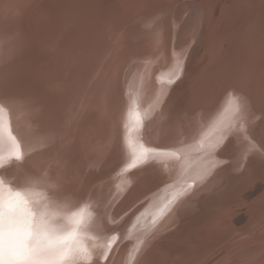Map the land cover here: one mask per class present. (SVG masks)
<instances>
[{
	"label": "rangeland",
	"instance_id": "1",
	"mask_svg": "<svg viewBox=\"0 0 264 264\" xmlns=\"http://www.w3.org/2000/svg\"><path fill=\"white\" fill-rule=\"evenodd\" d=\"M31 1L33 0H0V22H3L2 24L0 23V26L2 25V27H5L9 24L11 25L13 24L12 22H14L13 19H15L16 22L19 21L18 18L21 19L19 22H22L23 19L25 24L35 23V20L41 16L39 14L41 12L39 11L43 10V13H45L46 6H51V9H47V14L45 13L46 17L49 19L48 23L52 22L53 29H59L61 27V22L68 20V24L71 26L68 29L67 36L69 37L71 43L67 48L66 53L68 63L65 66H60V63L56 65V62H54L55 64L53 63L52 65H49L48 68L46 65L40 66L38 58V64L31 66V64L26 61L22 63L20 68H17L22 72L17 70L18 72L16 71L14 73L15 75L13 74L14 77L12 76V80L14 81H12V84L9 85H13V89H8L10 91L12 90L16 95H18V92H22L26 95V97H23L25 99L18 98V102L19 105L23 107L27 118L30 119L32 132H30L27 125L24 124L23 117L18 114L19 108H13L12 110V112H14L17 117V119H15L17 124L16 128L23 137V140L26 142L25 145L27 150L29 149L27 157L32 156L35 152V150L30 151V146L35 144L33 145V148L34 146L36 147V152H38L39 156V159H37L35 162V164H37L39 167L38 169H45L48 167V165L51 168L53 166H59V170L56 169L55 171H57L59 177L61 176V178L66 181H74V178H83L82 180L84 181L85 185L95 186L98 182L102 181L105 175H98L102 171H96V174L94 173L88 176L89 173L87 171L98 165L102 166L103 169L106 168L108 170H111L114 167L112 173L106 176L107 178L111 177L110 188L104 192V197L99 196L97 198L99 205L105 208L102 209L104 214L107 206L111 204V201H113L117 194L121 191L124 192V196L117 201L115 207L112 209V212H116V209L120 211L121 208L118 209V206L122 202L124 205V201L125 204L130 202L125 207L130 205L133 202V192L138 193L141 190L154 189V186L159 181H168V179L165 178L168 174L166 173L167 169L165 167L159 169L156 167V165L151 166V163L145 164L143 162L138 164L136 167H133L136 170L137 168L141 167L138 169L141 172L138 170L134 171L133 168L129 169L127 167L128 165L123 168L125 170L123 174L129 173L132 176L135 175L133 181L130 183L125 182V180L121 182V184L124 185V188L126 187L125 190H120L119 183L116 180L118 178L116 177L114 179V176H122V174H120L121 171L119 167L120 163L122 162L120 160H126L124 158L125 154L133 153L132 149L135 148L136 150H139L141 147L139 145L149 146L152 143H156V145L159 146H168V142H170L169 140H172V144L176 145L179 138L181 139L183 136L181 137V135H177V137L175 135L179 133L182 134V131H185V129L188 130V127L183 130L180 129V125H177L180 124V122L183 123V117L186 118L188 113H194L193 118H190L191 123L200 122L198 119L194 121L195 115L199 116L205 114L206 112L209 113L211 109L213 110L221 107L222 102H225V104L227 103L226 106L230 105V107H233L234 105L235 107H238L240 104L243 107L246 106L245 109L247 110L249 105L248 103H250L249 100L252 99V97H255V100L252 102L256 107L259 108L261 114L257 117V119L253 118V122H258L256 125V134L258 135L257 140L261 144H264V140L259 138V135L261 132H263L260 126L264 118V85H262L264 81L262 78H260V75H264V19L262 18L264 11V0H223V2L222 0H72L73 2L71 0H50V2L47 0L51 5L47 2L46 3L50 6L45 5L46 3L44 1L46 0H37L40 2L38 3L36 1V5L33 3L35 6L30 3ZM41 3L42 5L40 9L37 5H40ZM70 4H76L74 6L71 5V13L68 10ZM203 4L207 5V11H202L201 5ZM22 5L30 8L28 9L27 7H22ZM32 5L34 7H31ZM42 6L44 7L43 9ZM19 7H21V9L23 8V11L18 9ZM37 7L40 10L37 9ZM193 7L196 10L201 7L199 14L205 13V15H207L204 21L193 19V26L195 28L192 30L194 33L189 26L190 20H188L191 17V8ZM35 8L37 12L35 11ZM175 8H178L177 13H179V11L180 13L182 12L179 18H177L178 16L176 15V12L174 13ZM15 10L16 12H14ZM19 10L20 14H15ZM32 10H34L33 13L31 12ZM56 10L58 14L56 13ZM147 12L151 14L154 13V15H152L154 17L152 19L150 30L155 29L158 24V27L156 28L158 31V39H163L165 45L164 52L161 54L162 56L157 59V61L162 59V65L158 64L157 62L152 64L153 68H151L150 72L155 74L154 81L156 80V75L160 74V71L161 73H167L164 74V77L167 79V81L165 80L163 84L157 88V90L155 89L156 91L154 90L153 85L151 88L149 87V89L145 83L139 82L140 84L138 86L140 87L134 89L132 88L133 90H130L132 94L131 96L129 90L126 91L127 86L125 85L126 83H124L126 78L125 74H127V70L129 72L132 66V50H135L137 46L136 43L131 41V38L134 39L137 27L140 25L142 18L147 14ZM36 13L39 14H37L39 17H37ZM43 13L42 16L44 15ZM27 14L31 16L32 19ZM70 14L71 16H68L69 19H67V15ZM175 18L179 19V24L177 25L174 24V20H176ZM26 19L28 20V23ZM31 21L33 22L31 23ZM196 23L198 25H196ZM255 27L260 31L255 35L257 43L253 39L255 46L251 51L261 59L256 60L255 65L252 67L250 66V60H247V55L241 57V54L244 51L243 49L241 50V46L243 48L242 40L246 35H248L247 31H252L253 29V32H255ZM31 29L34 30L35 28ZM141 29H145L146 31L149 28L142 26ZM165 30L169 34L172 31H175L174 35H172V39L164 38L163 32H165ZM199 31H202L200 34H202L203 40L197 39ZM132 34H134V36ZM36 39L38 40V38ZM174 41H176L178 45L173 43ZM31 48L34 50L33 46ZM43 49L47 50L45 47H43L42 50ZM171 49H173L174 52H172ZM178 49V54L180 55L177 57L175 51H178ZM205 51L206 53H204ZM0 53H2V51H0ZM231 54L233 57H231ZM2 56L3 55L0 54V58ZM36 58L37 57H33V59ZM230 58L233 61H229ZM209 60H212V62ZM7 63H5V65ZM180 63H182L181 67L179 66ZM3 66L4 64L0 65V68ZM161 66L162 69H160ZM249 66L252 68L250 69ZM51 67L53 69H51ZM55 67H58L59 69L57 74L55 73L57 70ZM128 67L129 69H127ZM125 69H127L126 73ZM47 71H49V73H47ZM40 72H43V80H45V83L48 82L45 84L46 86L43 87L46 91H41L42 98L40 97L41 100H44V96H50L48 99L49 102L45 99L46 102H48L47 111L52 112L51 114L48 113L47 116V112L44 114L41 109L42 105L40 106V104H36V102H38V98H35L34 94V90L41 88V86L36 85L38 84L37 81L41 82V79L39 78ZM206 73L208 74L206 76L207 83L203 77L206 75ZM48 74H50L51 78ZM210 74L211 76L209 77ZM15 76L17 77L15 78ZM47 79L50 80L48 81ZM143 79H145V76H143ZM43 80L42 84H44ZM145 81L148 82V79L146 78ZM96 82L100 86L99 92L101 93L99 94H102L100 95V97L102 96L100 101L103 100L101 105L100 102H97L93 99L92 84H95ZM34 84L37 88L33 86ZM255 84L257 89L255 96L253 95L250 97V99H248L249 97L246 98L245 91L249 89V85ZM30 86L33 87V90H30L32 89ZM191 86H195L193 88L195 90L197 89L196 92ZM176 87L178 91L181 90L180 93L184 94L176 95ZM232 87L235 89H232ZM23 88L26 90L24 91ZM101 88L104 93L101 91ZM148 89L150 92L155 91V95H157L155 99L159 109V113H156V115L153 116V119H150L151 121H149V123L146 117L141 119V117L135 114L136 108L142 104L144 93L148 91ZM60 90L64 92L63 96L61 95L62 91ZM209 91H211L212 94L208 95L207 92ZM127 92H129V94ZM108 93L109 97L107 96ZM37 95L39 96L40 94L37 93ZM59 95H61V97ZM29 99H31V101ZM178 99L180 103L178 104L177 112H180L174 113ZM27 101L30 103L33 102V104H28ZM225 104L222 106H225ZM14 110L17 111L15 112ZM30 110H33L34 112L32 111L31 113ZM216 111H212L209 114H214ZM223 112L224 109L219 112L218 120L220 116H222ZM185 121L186 119L184 122ZM41 122H44L43 125H41ZM76 122L78 123L77 125ZM253 122L251 123L254 124ZM147 124H149V127ZM141 125H143V129ZM178 127L180 128L178 129ZM237 127L239 130H241V127L242 129L245 128V126L241 124H238ZM215 129L216 127H214V130L213 128H210L209 133L205 131V134L202 137L206 138L208 135L207 138H212V140L215 138L216 140L214 139V141L216 142L213 144L214 147L213 145L211 147V149H215L211 150L210 148H207L199 152V156L196 158V160L201 162H204L203 160L208 158V160H206L208 161L207 164H205L204 167L195 174H193L192 171H186V173L183 172V175L178 177V181L176 183L167 186L165 189H162V191L160 189L154 191V194L151 195L150 199L146 202L147 205H158L153 207L155 209L163 205L162 203L164 202L160 203V201L166 197L165 202L171 201V203L175 205L172 207L165 206L164 209H166V217L165 220H162V225L159 227L161 230L152 236V238L147 241L148 243L145 246L142 244L137 247L139 240H136L135 242V240L130 238V233L126 234L128 230L126 225L123 226V221H126V218H123L122 222L118 224L117 222L113 223L112 219H109L108 214L104 216L103 224L101 226L102 235H104V232L109 231L113 232L111 236H116V234H119L120 236L115 237V239L118 240L116 245L118 243L119 244L116 247L113 260L107 263L113 251L112 250L110 252L109 249L108 253H106L105 256L101 258L99 264H161V261L149 259L152 253L156 252L157 254L159 251L158 249L162 251L168 250L170 248L173 249V246L175 245L184 246V236L187 233H190L192 228L199 229L200 226L211 220L212 217L216 215L221 209L225 208L230 203V201L233 202V197H235L234 195L238 193L240 189H243L244 185L240 187L235 186V189L232 191H226L225 187L229 188L227 184L230 186V184L233 182L232 177L236 175L240 174L239 176L241 178H238L242 179L243 181L245 178L244 182L251 180L250 184L247 185L251 186H245L244 191L237 194L242 196V198H245L246 202L241 211L253 213L258 210V208H254L253 206L258 201L264 200V176L261 177V175L264 173V169L263 171L260 170L261 165L264 163V159L252 160L254 163L252 167L256 169L254 171L252 170V172L254 175L256 172H260L261 175L258 174V176H252L250 178L248 176L249 174L247 173L249 171L247 166H245L246 168L243 167L244 165H247L245 163L247 162L249 155L246 154L247 156L245 157V154H242L243 156H240L239 154V152L242 150L245 152V150L248 149L245 148V136L237 135V133H235L233 135L231 134L230 137H227L225 136V133L228 132H225L223 135L224 137L220 138L219 135L222 136V134L218 133L219 131L216 132ZM118 130L126 132L128 146L125 151L119 149V138L117 137L116 133ZM150 131L153 132L149 133ZM163 133L166 135L164 136ZM156 134L158 135L156 136ZM66 135L68 136L66 137ZM148 135L150 136V140L148 139ZM164 139H166V141ZM218 140L222 142V145ZM132 142L134 146L132 145ZM243 145L245 149L243 148ZM218 146L220 148H218ZM50 148L52 150L48 153ZM56 149L58 151H56ZM194 153H192V155ZM214 153L218 154L215 155ZM258 153L261 154L260 151H258ZM61 154L62 161L61 158H59ZM215 156L218 157L216 160H214L216 158ZM212 157L213 163L217 162L218 166L216 163H212ZM218 159L219 162H221L219 164L222 165L220 167L217 161ZM63 160H65L66 163L64 166H62L64 162ZM129 160H131V158ZM12 163H14V161H12ZM76 163L77 168L74 165ZM113 163H118L119 165L116 166V164H114L112 167L111 164ZM45 164L47 166H45ZM213 165L218 169H216L217 171H215ZM50 167L49 169L47 168L45 170L50 171ZM13 170L14 168H12V171ZM241 174L245 175L244 178L241 176ZM50 176L45 178L51 182H55L56 180L54 178H50ZM246 176L250 179H246ZM58 191L62 192L60 190ZM130 191H132V193L128 194ZM169 193H171V195L175 194L173 195L174 200ZM106 197H108V202L105 201ZM170 197L173 201L170 199ZM99 199L102 200V202H99ZM151 200L152 202H156L152 203ZM157 200L160 201L157 202ZM189 201L191 203H189ZM140 203L139 205L137 204L138 206H135L132 211L144 203V199L143 202L141 204ZM146 204L140 207V209H143ZM187 204L188 206H186ZM179 206L181 208L184 206L186 207L181 211H175ZM257 206L259 205L257 204ZM180 207L179 209H181ZM170 213H174L176 216L171 215L173 216L171 219V216L169 217ZM218 215L219 214H217L216 217H218ZM249 215L250 214H248L246 217V215L243 214L242 216L246 217L245 219H235L237 216L233 218L235 220L230 218L229 221L224 222L221 226L216 227L215 230H213L208 236L207 234L203 235V239H200L197 242L206 243L210 240H228L232 236L234 237L242 235L248 238L245 240V242L238 244L236 246L237 248L243 247L245 244L255 245V248L247 251L243 254V256L241 255L242 257L240 258H242V261L244 258L246 259L248 256H251L252 254H255L261 250H263L264 254V217H262L264 214L254 217L252 220L248 221ZM144 217L145 214L141 216V218ZM254 220L257 221L254 222ZM197 223L199 226H197ZM178 232L180 235H178ZM185 240L188 241L193 239L186 238ZM142 249L143 251H141ZM168 255L171 256V253L166 254L165 256ZM210 262H213V260ZM221 262L219 261L218 264H221Z\"/></svg>",
	"mask_w": 264,
	"mask_h": 264
},
{
	"label": "bare ground",
	"instance_id": "2",
	"mask_svg": "<svg viewBox=\"0 0 264 264\" xmlns=\"http://www.w3.org/2000/svg\"><path fill=\"white\" fill-rule=\"evenodd\" d=\"M36 1L37 0H35V2H34V0H33L30 3H32V4L34 3L36 5ZM40 1H42V0H40ZM48 1L50 2V0H48ZM48 1L46 0L44 2L48 3ZM222 2H223V0H222ZM47 3L45 5L50 4V3H48V4ZM33 5L31 7L35 6V5L34 6ZM41 5H42V3L40 5H37V6H39V8H40ZM50 5H48V6H50ZM71 5H73V4L69 5L70 6L69 9H68L69 11H70V9L72 7ZM74 5H76V4H74ZM23 6L24 5H22V7ZM28 6H29V4H28ZM50 7L46 6L45 13H46V11L48 12V10L51 9ZM201 7H202V11H207V5L203 4V5H201ZM263 7H262V9H263ZM39 8L37 7V9H39ZM43 8L44 7L42 6V9ZM200 8H198L197 10L194 7L191 8V17L188 19V20H190V23H189L190 25L189 26H190L191 30L195 28L193 26V19L194 20L198 19V20H202V21H204L206 19L207 15H205V13H200L199 14ZM18 9H21V7H19ZM21 10L23 11V8ZM57 10H56V13H57ZM177 10H178V8H175L174 13L176 12V15L178 16L177 18H179V16H181L182 12L180 13V11H179V13H177ZM35 11H36V8H35ZM14 12H16V10ZM19 12H20V10L17 11V13H15V14H20ZM25 12H26V10H25ZM31 12L33 13L34 10H32ZM39 12H41V13H39ZM39 12L38 13L41 16L39 17L38 16L39 14L36 13V15L38 14L37 17H39V18H37V20H35V23H32L33 21H31L32 24H30V23H28V20L26 19L28 24H25L23 19H22V22H19V21H21V19L18 18L19 21L15 22V19H13L14 20V22H12L13 24H11V25L9 24L8 26H5L6 28L2 27V25L0 26V51H2V53H0V54L3 55L0 58V65L4 64V66L0 68V109H2V111H0V117L3 118V133H2L3 134V146L2 147H3L4 156H5V163L2 166H0V177H4L5 179L13 181L17 185H20L26 179H29V178H41V177H44V178L46 177L47 178V177H49L51 175L52 177L50 176V178H54L56 180L54 183L58 186V190L62 191V192H59L57 190V192L54 193V195H56L57 197H61L62 198L64 196H70V197H72L73 202L75 204H79L80 202L85 201V200H91L94 203V205H95V211L97 213V225H98L97 231L99 232L100 236L102 237V239L104 241L102 247L94 252L93 259H92V264H99L101 258H103L105 256V254L108 253L109 249H110V252L112 250L113 251H112V254H111L110 258L108 259L107 263L112 261L114 256H115L116 247L119 244L118 243L116 245V242L118 240L115 239L116 236L117 237L120 236L119 234H116V236H111L113 232H109L108 231V232H104L103 233L104 235H102L101 226L103 224V219H104V216H106V214L109 215V219H112L113 223L117 222L119 224L120 222H122L123 218H126V221H123L124 222L123 226L126 225V228L128 230V232L126 234L130 233L131 234L130 238L135 240V242H136V240H139V244H138L137 247H139L142 244L145 246L148 243L147 241L150 238H152V236H154L159 230H161L159 227L162 225V220H165V217H166L165 216L166 209H164L165 206L172 207L175 204L173 205V203H171V201L170 202H165V200H166V197H165V199H162V200L160 199L161 201L159 200L160 203L164 202V203H162L163 205L161 204L162 206L154 209L153 207L155 206V204H154V206H152L153 204H151V205L148 204L147 205L146 202L150 199L151 195L154 194L153 193L154 191L159 190V189L162 191V189H165L167 186H169V185H171L173 183H176L178 181V177L183 175V172L186 173V171H188V172L192 171V173L195 174L201 168H203L205 164H207L208 161H206V160H208V158H206V160H203L204 162L198 161V160H196V158L199 156V152H201V151H203V150H205L207 148L211 149L212 145L216 142V141H214L215 138L213 140H212V138H209V137L207 138L208 135L206 136V138H202L204 136V134H205V131H207L209 133L210 128H213V130H214V127H216L217 130L215 129V131L216 132L219 131L218 133L222 134V136L219 135L220 138L224 137L223 135H224L225 132H228V133H225V136H227V137H230L231 134L233 135L235 133H237V135H244L245 136L244 142H246V144H245L246 147L245 148H248L247 149L248 153H247V150H245V152H244V150H242V147H241L242 151L239 152V154H240V156H243L245 154L244 155L245 157L247 156L246 154H248L249 158H248L247 162L245 163L247 165H244L243 167L247 166V169L249 170L247 173L249 174L248 176L250 178L252 176H254V177L258 176V174L261 175L260 172H256L255 175L252 172V170L253 171L256 170L255 168L252 167V165L254 164L252 162V160H258V159L262 160V159H264V144L263 143L261 144L257 140L258 135L256 134V125L258 124V122L257 123H255V121L253 122V118L257 119V117L261 114L259 108L256 107L253 104V102H252L253 100H255V97H252V96L253 95L255 96V94L257 92L256 84L255 85H249V89L245 91L246 98L249 97L248 99H250V97H252V99L249 100L250 103H248L249 105H248L247 110L245 109L246 106L243 107L240 104L238 105V107L237 106L235 107V105L233 107H230V105L226 106L227 103L225 104V102H222L221 103V107L222 108L219 107L217 109H213V110L211 109L210 110V112H212V111L214 112V111L217 110L214 114H209L210 112L209 113L206 112L205 114H202V115H199V116L195 115L196 118L194 116V121H196L198 119L200 122H194V123H191V119H190V118H193L194 113H191V114L188 113L186 118L183 117V119L184 120L186 119V121L184 122V120L182 119L183 123L180 122V124L177 125V126L180 125V127H181V128L178 127V129L180 128V129L184 130L186 127H188V130L185 129V131H182V134L179 133V134L175 135V136H177V135L180 136L181 135V137L183 136L181 139L179 138V140L177 141L178 143L176 145L172 144V140H169L170 142H168L169 143L168 146H159V145H156V143H152V144L149 143L150 144L149 146H145L144 145L145 148L153 149V151L149 152V154H148L149 158L147 159V161H145L143 163H145V164L151 163V166H155L156 165V167L159 168V169H162L163 167H165L167 169L166 173H168L165 178H167L168 181H159L154 186V189L141 190L138 193H134L133 192V195H134V196L132 195L133 202L130 205H128L127 207H125V206L127 204H129L130 202H127L125 204V201H124V205H123V202H122L118 206V209L121 208L120 211H118L116 209V212H112V209L115 207L117 201L121 197L124 196V194H123L124 192H122V191L117 194L116 198L113 201L110 200L111 204H109L107 206L105 214L102 211V209H105V208L103 206L99 205V203L97 202V198L99 196L104 197L103 196L104 192L110 188V185H111L110 178L111 177L107 178L106 176H108V175H110L112 173V170H114L113 166L116 163L111 164V166L113 167L111 170H108L106 168L103 169L102 166L98 165V166L92 167L91 169H89L87 171L89 173L88 176H90L91 174H94L96 171H102L98 175H101V174L105 175L104 178L102 179V181L98 182L95 186H87V185H85L84 181L82 180L83 179L82 177H84L83 175H81L82 179L74 178V181H72V180H70V181L64 180L63 178H61V176L59 177V175L57 174V171H55L56 169L59 170V168H60L59 166L58 167L53 166L51 168L48 165L47 168L48 169H49V167L51 168L50 171L47 170L48 172L45 170V169H47L45 167H44L45 169H43V168L42 169H38L39 167H38L37 164H35V162L37 161V159H39V156H38V152H36V147L34 146V148H33V145H35V144L30 146V148H31L30 151L35 150V152L33 153L32 156L27 157V154L29 153V149L27 150L26 145H25L26 142L23 140V137L21 136L20 132H18V130L16 128L17 124H16L15 119H17V117H16V114L14 112H12L13 108H19L18 109V111H19L18 114L23 117L24 124H26L27 127H28V130L30 132H32L30 119L27 118V116L25 115L26 113L23 110V107L20 106L19 102H18V98L20 99V98L26 97V95L23 94L22 92L21 93L18 92V95H16L15 93H13L12 90L10 91L8 88L11 89L12 86H13V85L12 86H9V85H11L12 81H14V80H12V78L15 75L14 73L17 70L21 71L20 69H17V68H20L22 66V63H24L26 61H28L31 64V66H32V65L38 64L37 63V59L39 58L40 66L41 65H46L47 68H48V66L52 65L54 62H56V65L60 63L61 64L60 66H62V65L65 66L68 63V58H67V53H66L67 52V48H68V45L71 43L70 40H69V37L67 36L68 29L71 26L70 24H68V20L67 19H69L68 16H71V14L67 15V19H66L67 21H62L61 22V27L59 29H53L52 22L48 23L49 19L46 17L45 13H43L44 11L40 10ZM71 12H72V10L70 11V13ZM42 13L44 14L43 16H42ZM260 14H261V11H260ZM31 15H33V14H31ZM152 15H154V13L151 14V13L147 12V14L144 15V17L142 18V21H141L140 25H138V27H137L136 35L134 36V34H132L134 36V39L131 38V41L133 43H136L137 46H136L135 50H132V54H131V57H132L131 64H132V66H131L129 72L127 70V69H129V67L127 69H125V73H126V70H127V74H125L126 78L124 76V78H125V80H124L125 82L124 83H126L125 85L127 86V90L126 91L129 90V92H130V90L132 88L134 89V88L140 87V86H138L140 83H145L147 88H149V87L151 88L152 85H153L154 90L155 89L157 90V88L160 85H162L165 80L167 81V79L164 77V74H167V73H161V71H160V74L156 75V80L154 81L155 74H152V72H150L151 68H153L152 64H155L157 62L158 64L162 65L161 64V60L162 59H160L159 61H157V59L162 56L161 54L164 52V49H165V45H164L163 39H161V40L158 39V34H157L158 31L156 30V28L158 27V24H157L155 29H151L150 30L151 25H152V19L154 17ZM262 16H263L262 18L264 19V11H263ZM29 17L31 18V16H29ZM13 18H14V16H13ZM177 18H175L176 20H174V24L175 25L179 24V19H177ZM71 19H72V17H71ZM0 23L2 24L3 22H0ZM196 25H198V24L196 23ZM223 25H224V23H223ZM142 26L143 27H148L149 29H147L145 31V29H141ZM31 28H35V29L33 30ZM163 28H164V26H163ZM259 31L260 30L256 29V27H255V32H253V29H252V31H247L248 35H246L244 37V39L242 40L243 48L241 46V50L242 49L244 50L243 51L244 55L242 53L241 57L247 55L248 56L247 60H250V66H252V67L255 65V61L256 60H260L261 59V58H258V56L251 51L252 48L255 46V44L253 42V39L257 43V40L255 39L256 38L255 35ZM172 32L169 34L165 30V32H163L164 38L165 39H172V35H174L175 31L173 32V34H172ZM201 32L202 31H199V33H198V37H197L198 40L202 39V34H200ZM193 33H194V31H193ZM36 38H38V40ZM173 43L178 45L176 43V41H174ZM173 43H172V45H173ZM201 44H202V42H201ZM32 46L34 47V50L31 48ZM256 46H257V44H256ZM43 47H45L47 50H45V49L42 50ZM171 50H172V52H174L173 49H171ZM174 50H175V47H174ZM206 51H208V50H206ZM206 51L204 53H206ZM34 53H36V54H34ZM175 53H176V55L178 57L180 55V54H178L179 53V49H178V51H175ZM202 53H203V51H202ZM33 57H37V58L33 59ZM231 57H233L232 54H231ZM209 61L212 62V60H209ZM229 61H233V60L230 58ZM5 63H7V64L5 65ZM181 65H182V63L179 64L180 67H181ZM250 66H249V68L251 69L252 67H250ZM51 69H53V68L51 67ZM56 69L57 70H56L55 73L57 74V71L59 69H58V67ZM160 69H162V66L160 67ZM222 70H223V68H222ZM49 71H47V73H49ZM19 74H20V72H19ZM48 75L50 77V74H48ZM207 75L208 74L206 73V75L203 76L205 78V82H206V76ZM143 76H145V79L146 78L148 79V82L145 81V79H143ZM210 76H211V74L209 75V77ZM16 77L17 76H15V78ZM199 77H198V79L200 80ZM203 77H202V79H203ZM39 78L41 79V82L37 81L38 84H36V85L41 86V88H39L37 90H34L35 98L36 97L38 98V102H36V104H40V106L42 105L41 109H42L44 114H45V112H47V114H46V116H47L48 113L49 114L52 113L51 111H47L48 110V105L47 104L49 102L48 99L50 98V96H44L45 99L48 100V102H46V100L44 98H43L44 100H41L40 97L42 95L41 91L42 92L46 91V90H44L43 87H45L46 86L45 84H47L48 82L45 83V80H43V72H40V77ZM260 78H262L263 81H264V75L263 76L260 75ZM42 80L44 81L43 82L44 84H42ZM47 80L49 81L50 79H47ZM205 82H203V83H205ZM151 83H153V84H151ZM198 83H200V82H198ZM167 85H169V84H167ZM233 85H234V83H233ZM262 85H264V82H263ZM33 86H35V84ZM195 86H193V87H195ZM193 87H192V89H194ZM27 88H29V87H27ZM30 88H32L30 90H33L32 86H30ZM233 88L234 87H232V89ZM149 89H148V91H146L144 93L142 104L139 105L136 108V113H135V114H137V116L141 117V119L146 117V119L148 120V123H149V121H151L153 119V116L156 115V113H159V109H158L157 102H156V99H155V97L157 96V95H155V91L156 90L150 92ZM176 89H177V87H176ZM25 90L26 89H24V91ZM99 90H100V86L98 85L97 82L95 84H92L93 99L95 101H97V102H100V105H101V103H103V100L100 101V98L102 97V96L100 97V95H102V94H99V93H101V92H99ZM196 90H195V92H196ZM60 91H62V90H60ZM101 91H102V88H101ZM134 91H136V90H134ZM129 92H127V93L129 94ZM180 92H181V90L178 91V89H177L176 90V95H179V94L183 95L184 94V93H180ZM184 92H185V90H184ZM37 93H39L40 95L38 96ZM53 93H55V92H53ZM59 94H61V93H59ZM63 94H64V92L62 91L61 95L63 96ZM130 94H131V92H130ZM207 94L210 95V94H212V92L209 91V92H207ZM61 95H59V96L61 97ZM107 96L109 97V93L107 94ZM131 96H132V94H131ZM60 97H58V98H60ZM108 97H106V98H108ZM28 98H30V97H28ZM23 99H25V98H23ZM179 99L177 101V104H176L177 106H176V108L174 110V113H179L180 112V111L177 112L178 104L180 103ZM29 100L31 101V99H29ZM70 100H72V99H70ZM74 100H77V99H74ZM27 103L29 104L30 102L27 101ZM45 103H46V105H45ZM30 104H33V102L30 103ZM224 104H225V106H222ZM21 107H22V109H21ZM78 109H79V106H78ZM222 109H224V112H223L222 116H220V118L218 120V114H219V112ZM14 111L16 112L17 110H14ZM32 111L30 110L31 113H32ZM168 116H170V115H168ZM188 116H189V118H188ZM139 117H138V119H139ZM174 117H176V116H174ZM19 120H22V119H19ZM217 120H218V122H217ZM216 122H217V124H216ZM251 122H253L254 124H252ZM43 123L44 122H41V125H43ZM77 124L78 123L76 122V125ZM238 124H241V125L245 126V128L247 127L246 130H245V128H243L244 129L243 130L242 127H241L242 131L239 130L238 127H237ZM147 125L149 127V124H147ZM259 125H260V122H259ZM75 126H74V128H75ZM141 126H142V129H143V125H141ZM145 127H146V125H145ZM165 127H166V124H165ZM260 128H261V130H263V132H261V134L259 135V138L261 140H264V118H263V120L261 122ZM147 129H145V130H147ZM9 132L11 133L12 137H15V141H13L10 138ZM137 132H138V130H137ZM151 132H153V131H150L149 133H151ZM155 132H156V130H155ZM241 132L244 133V134H242ZM116 133H117V137L119 138V141H118L119 149L122 150V151H125L127 149V146H128V139L126 137V132L122 131V130H118V131H116ZM164 133H163V135L165 136L166 134H164ZM211 133H213V132H211ZM152 134H149V135H152ZM149 135H148V139L150 140V138H149L150 136ZM157 135L158 134H156V136ZM67 136L68 135H66V137ZM144 136H145V134H144ZM199 137H201V138H199ZM26 140H28V139H26ZM164 140L166 141V139H164ZM219 142H221V141H219ZM244 142H243V144H244ZM15 143L19 144L20 151L22 153V158L19 159V160H16L14 158L13 159H8L7 158V154L11 150V146L13 144H15ZM141 144H143V143H141ZM220 144L222 145V142ZM223 144H224V142H223ZM132 145H133V142H132ZM63 146H64V144H63ZM139 146H141V145H139ZM219 146H218V148L221 147V146L220 147ZM49 147H51V146H49ZM60 147H62V146H60ZM137 147H138V145H137ZM213 147H214V145H213ZM56 148H59V147H56ZM243 148H244V145H243ZM213 149H215V148H213ZM213 149H211V150H213ZM51 150L52 149L50 148L48 153ZM60 150H61V148H60ZM220 150H219V152H220ZM56 151H58V150L56 149ZM56 151H55V153H56ZM258 151H260L261 154H259ZM194 152H197V153H194ZM192 153H194V154L192 155ZM218 153H216V154L214 153V154L217 155ZM42 154H44V153H42ZM213 157L211 159L212 163H213ZM59 158H61V161H62V154H61V156ZM124 158L126 160H120V161H122L120 163V165L118 164L119 162L116 164V166L119 165L120 171H121L120 174H122V176H119V177L118 176H114V179L116 177L118 178L116 180L119 183L120 190H122V189L125 190V188H126V187L124 188V185L121 184V182L123 180H125V182L130 183L131 181H133V178L135 176V175L132 176L129 173L123 174L125 172V170L123 168H125L128 164L131 163V160L133 159V153L125 154ZM130 158H131V160H129ZM217 158L218 157H216L214 160H216ZM50 159H52V158H50ZM219 159H220V157H219ZM219 159L217 160L218 164L221 163V162H219ZM46 160H48V159H46ZM55 160H57V159H55ZM12 161H14V163H12ZM63 161H64L63 165H62V162H61L62 166H64V164H66L65 160H63ZM56 163H57V161H56ZM215 163L217 165V162H215ZM215 163H213V164H215ZM46 164H45V166H47ZM257 164H258V161H257ZM74 165L76 167L77 163L74 164ZM220 166H222V165L219 164V167ZM12 168H14V170H16V171H14V170L12 171ZM140 168H137V170L140 169ZM100 169H103V170H100ZM214 169H215V171L218 170L217 168H215V166H214ZM263 169H264V163H263V165H261V169L260 170L263 171ZM137 170L134 169V171H137ZM138 171L141 172L140 170H138ZM132 174H134V173H132ZM212 174H214V173H212ZM78 175H79V173H78ZM239 175H236V176L232 177L233 182L230 184V186L226 182L227 186L229 187V188H226L224 186L226 191L227 190L228 191L234 190L235 186L240 187V186L244 185V188H245V186L250 184V182H251V180H249L250 178H248L246 176V179L248 178L249 181L248 182H244L245 181V178H244L245 175L241 174V176H243V178H244V181L242 179H240L241 177ZM86 176H87V174H86ZM262 176H264V173L261 175V177ZM238 177H240V178H238ZM250 186L251 185H249L247 187H250ZM151 188H153V187H151ZM244 188L243 189L239 188L240 190L238 191V193L243 192ZM131 193H132V191L128 192V194H131ZM171 193H169V194H170V196H172V199H173V195H175V194L171 195ZM238 193H236L234 195L235 197H233V202L230 201V203L225 208L221 209L217 213V214H219L218 217H216L217 214L214 215L211 220H209L206 224L200 226L199 229L198 228H192L191 232L192 231L193 232L192 233L191 232L187 233L184 236V241H185L184 242L185 243L184 246L175 245V246H173L174 247L173 249L170 248V249L164 250V251L158 249L159 251H158L157 254H156V252H154L152 254L149 253V254H151L149 259L150 260L161 261V264H207V263L208 264H218L219 261L220 262L222 261L221 264H261L262 262H263L262 264H264L263 250L258 251L257 253L252 254L251 256H248L246 259L244 258V260L242 261V258H240V257H242L243 254L246 253L247 251L252 250L253 248H255L254 247L255 245H247V244H245L243 247H238L237 248L236 246L238 244L245 242V240H247V238H248V237H245V236H242V235L241 236H234V237L232 236L228 240L227 239H222V240H210V239H207V240H210V241H208L206 243H198L197 242L198 240L203 239L202 238L203 235L207 234V236H208L213 230H215L216 227L221 226L224 222L229 221L230 218L233 219L235 216H237L235 219H245L248 216V214H250L249 217H248L249 218L248 221H250V220H252V218L258 217V216L264 214V206H263L264 200L258 201L257 203H255L256 206L255 205L253 206L254 208H258L257 211H255L253 213H246L244 211L242 212L241 210L245 206L246 202H245V198H242V196L237 195ZM176 194H177V192H176ZM143 199H144V203H142ZM170 199H171V197H170ZM152 200H151V202H152ZM178 200H179V198H178ZM105 201L108 202V197H106ZM159 201L157 200V202H159ZM99 202H102V200L99 199ZM155 202L153 201L152 203H155ZM139 203L141 205L139 207H136L132 211V209L135 206H138ZM189 203H191V202L189 201ZM144 204H146L144 206V208L140 209V207H142ZM188 204L186 206H188ZM257 204L259 206H257ZM156 206H158V205H156ZM186 206H184L183 208L180 207L181 209H179V207H178V209H176L175 211H177V212L181 211ZM168 207H167V209H168ZM130 211H132V212H130ZM167 212H169V211H167ZM143 214H145V217L141 218V216ZM243 214H245L246 217L242 216ZM171 215L176 216V214L174 215V213L173 214L170 213L169 217ZM173 216H171V219L173 218ZM262 217H264V216H262ZM262 217H261V219H262ZM235 219H233V220H235ZM255 221H257V220H254V222ZM243 222H244V220H243ZM129 223H130V225H129ZM105 226H107V225H105ZM197 226H199L198 223H197ZM131 231H132V233H131ZM214 233H215V231H214ZM178 235H180V233ZM186 238L193 239V240L186 241L185 240ZM238 239H240V240H238ZM148 245H150V244H148ZM261 245H263V244H261ZM144 246H143V249H144ZM224 247H226V248H224ZM143 249L141 251H143ZM170 253H171V256L170 255L165 256L166 254H170ZM188 257H191V258H188ZM211 260H213V262H210Z\"/></svg>",
	"mask_w": 264,
	"mask_h": 264
},
{
	"label": "clouds",
	"instance_id": "3",
	"mask_svg": "<svg viewBox=\"0 0 264 264\" xmlns=\"http://www.w3.org/2000/svg\"><path fill=\"white\" fill-rule=\"evenodd\" d=\"M48 179L0 177V264H92L104 241L91 200L57 197Z\"/></svg>",
	"mask_w": 264,
	"mask_h": 264
},
{
	"label": "snow or ice",
	"instance_id": "4",
	"mask_svg": "<svg viewBox=\"0 0 264 264\" xmlns=\"http://www.w3.org/2000/svg\"><path fill=\"white\" fill-rule=\"evenodd\" d=\"M2 111V109H0ZM3 118L0 117V166H2L5 163V156L3 153ZM10 138L15 141V137L11 136V133L9 132ZM153 151V149L145 148L143 145H141L139 150L133 149V159L130 164H128V168L131 169L133 167H136L138 164L147 161L149 158L148 154L149 152ZM8 159H16L19 160L22 158V153L20 151V147L18 143H15L11 146V150L7 154Z\"/></svg>",
	"mask_w": 264,
	"mask_h": 264
}]
</instances>
